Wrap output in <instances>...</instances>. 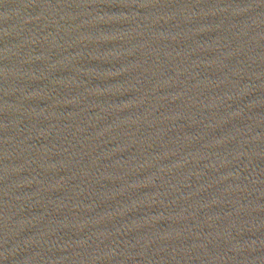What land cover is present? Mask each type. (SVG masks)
I'll use <instances>...</instances> for the list:
<instances>
[{
  "label": "water",
  "instance_id": "1",
  "mask_svg": "<svg viewBox=\"0 0 264 264\" xmlns=\"http://www.w3.org/2000/svg\"><path fill=\"white\" fill-rule=\"evenodd\" d=\"M0 264H264V0H0Z\"/></svg>",
  "mask_w": 264,
  "mask_h": 264
}]
</instances>
